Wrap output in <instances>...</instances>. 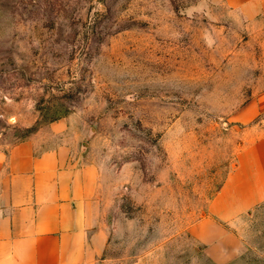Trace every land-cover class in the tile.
Instances as JSON below:
<instances>
[{
  "label": "rangeland",
  "instance_id": "1",
  "mask_svg": "<svg viewBox=\"0 0 264 264\" xmlns=\"http://www.w3.org/2000/svg\"><path fill=\"white\" fill-rule=\"evenodd\" d=\"M214 1L0 0V149L39 129L96 168L92 264H264V200L190 230L264 157V29Z\"/></svg>",
  "mask_w": 264,
  "mask_h": 264
},
{
  "label": "crops",
  "instance_id": "2",
  "mask_svg": "<svg viewBox=\"0 0 264 264\" xmlns=\"http://www.w3.org/2000/svg\"><path fill=\"white\" fill-rule=\"evenodd\" d=\"M214 2L229 11L259 15L264 29V0ZM38 130L0 149V264H92L101 249L88 210L97 170L79 165L58 141L34 143ZM247 151L238 155L227 182L209 200L207 215L216 218L205 216L190 227L207 246L205 238L215 237V244L232 235L234 217L264 200L263 154Z\"/></svg>",
  "mask_w": 264,
  "mask_h": 264
}]
</instances>
